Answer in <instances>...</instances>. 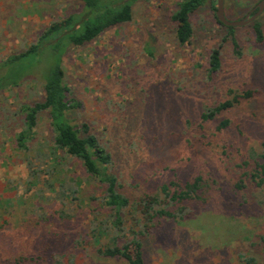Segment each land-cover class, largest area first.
Listing matches in <instances>:
<instances>
[{
	"label": "rangeland",
	"instance_id": "rangeland-1",
	"mask_svg": "<svg viewBox=\"0 0 264 264\" xmlns=\"http://www.w3.org/2000/svg\"><path fill=\"white\" fill-rule=\"evenodd\" d=\"M122 1L132 3L131 22L107 30L90 44L71 46L63 56L66 82L83 105L71 116L88 121L105 147L127 160L113 173L133 199L156 193L173 179L198 175L209 184L210 199L183 224L164 222L153 233L142 206L126 216L119 244L143 228L152 233L140 236L147 264H247L240 256L264 264V186L251 181L256 166L248 156L251 149L260 152L264 142V42L257 43L253 23L228 35L216 20L217 2L208 0L191 17L193 41L181 46L171 16L182 0ZM260 1L224 0L225 16L232 22L245 19ZM81 7L77 0H0V62ZM256 22L264 31V11ZM221 44L222 68L210 80L209 57ZM52 62L48 51L33 72L44 74ZM231 90L240 94L252 90L255 96L243 100L241 110L226 114L233 121L229 131L218 134L217 120L202 137L196 127L202 111L230 98ZM43 95L36 75L0 95V215L1 221L9 222L0 235L23 242V249L38 259L36 264H69L62 246L79 232L91 242L84 225L94 220L90 209L102 203L104 188L85 174L79 162L68 161L63 168L71 172L60 170L61 175H69L70 182L82 177L86 200L84 206L74 200L62 202L60 188L51 191L45 185L51 179L47 161H38L33 150L24 153L17 147L20 107L41 101ZM163 98L164 107L155 110L154 101ZM37 131L36 141L44 145L51 135L46 116ZM175 137L180 140L173 143ZM28 157L37 160L32 165L39 173L37 180ZM240 183L244 188H237ZM106 218L101 215L98 222ZM40 225L47 232L41 233L46 237L43 242L37 237ZM84 245L86 249L72 257L76 264H128L100 258L94 245Z\"/></svg>",
	"mask_w": 264,
	"mask_h": 264
},
{
	"label": "trees",
	"instance_id": "trees-1",
	"mask_svg": "<svg viewBox=\"0 0 264 264\" xmlns=\"http://www.w3.org/2000/svg\"><path fill=\"white\" fill-rule=\"evenodd\" d=\"M77 1L82 4L81 10L72 12L64 19L55 20L42 30L36 42L0 62V95L3 91H11L24 82L32 80V77L36 75L42 82L44 95L41 101L33 105L24 104L20 107L21 131L16 135L17 147L24 153L33 150L38 161H47L48 175L51 179L45 185L51 191H55L56 187H59L63 195L62 202L74 200L84 206L86 200L85 190L81 186L82 177L72 178L70 182L69 175H61L60 170H67V174L71 172V169L63 168V164H67L68 161L79 162L85 174L104 188L102 203L94 208L90 207V215L94 216V220H90L89 225H84V228L89 229L88 234L91 242H86L83 239L85 235L79 232L78 235H72L67 239L68 246H66L67 244L62 246L64 250L62 255L69 256L71 261L69 264H76L72 257L77 256L80 248H84V244L94 245L97 255L103 259L125 261L128 264H147L144 241L140 236L152 234L164 222L183 224L195 214L197 206L209 202V184L205 183L202 175H198L186 180L173 179L158 187L159 190L156 193H148L141 199H133L132 195L123 192V185L119 182L117 175L113 173V169L116 165L120 166L123 163L126 165L127 160H122L120 155H114L110 151L111 149L105 147L99 139L98 131L94 132L88 121L82 122L77 118H72L71 113L82 108L83 105L76 100L72 89L66 82L62 59L69 47H82L90 44L107 30L131 22L133 19L132 3L122 0ZM207 1L182 0L177 4L171 20L176 39L181 46H187L193 41L194 28L191 17L203 8ZM210 1V4L217 2V0ZM213 10L216 11L217 7ZM28 14H31V11H28ZM215 15L218 24L228 29V35H233L236 27L225 25L218 19L217 14ZM252 23L257 34V43H263L264 31L261 24L256 20ZM221 48L222 44L210 54L208 68L210 80L221 71ZM48 51L53 56L50 68L44 74L33 72L35 64L40 63L42 55ZM28 68L32 69L29 71ZM253 94L255 92L252 90L242 94L231 90L230 98L214 107L204 109L196 125L202 137H204L207 127L217 120L216 131L218 134L229 131L233 121L226 114L241 110L243 100L252 99L255 96ZM165 103L164 98L163 102L154 101V105H156L154 109L158 110L161 105L164 107ZM44 116L50 122L51 135L44 145H41L36 141V136L39 122ZM133 124L136 125V123ZM231 136L235 138L233 135ZM178 140L180 139L177 137L173 138V143ZM37 143L39 147L34 149L33 145ZM219 144L221 145V143ZM261 144V153L255 149H251L248 153L249 162L255 163L256 166L254 172L250 174V179L258 186H264V142ZM37 160L28 157L33 180H37V176H39L36 170H32V165ZM240 187L244 188L242 183L237 185L238 189ZM92 200L94 199H90V206ZM142 206L145 207L143 214L148 218L146 223L151 225L152 233H147L142 228L141 231L133 233L134 237L131 240L119 244L123 238L120 233L127 228L126 216L133 214V211L139 210ZM189 206L191 207L190 212L188 211ZM127 210L128 212H126ZM101 215L107 218L98 222ZM1 217L0 215V234L9 225V222L1 221ZM66 220L69 221V219ZM135 225L138 223L136 222ZM40 226L41 229L37 237L40 238V242H43L46 237L41 233L47 232L42 225ZM106 237L109 238L107 243L105 242ZM261 242L264 256V235L261 237ZM22 244L23 242H18L16 237L13 238V235H0V264H36L38 259L35 255L26 252ZM71 250L74 252L72 253ZM240 259L247 264L256 263L254 258L240 256Z\"/></svg>",
	"mask_w": 264,
	"mask_h": 264
},
{
	"label": "water",
	"instance_id": "water-1",
	"mask_svg": "<svg viewBox=\"0 0 264 264\" xmlns=\"http://www.w3.org/2000/svg\"><path fill=\"white\" fill-rule=\"evenodd\" d=\"M258 10L255 14L253 15H248L245 19H242L240 21H229L226 16H225V7H224V0H217V17L218 19L224 23L227 26H245L247 24H250L254 22L264 11V0H262L258 6Z\"/></svg>",
	"mask_w": 264,
	"mask_h": 264
},
{
	"label": "flooded vegetation",
	"instance_id": "flooded-vegetation-1",
	"mask_svg": "<svg viewBox=\"0 0 264 264\" xmlns=\"http://www.w3.org/2000/svg\"><path fill=\"white\" fill-rule=\"evenodd\" d=\"M261 2V1H260ZM259 2V3H260ZM258 3V4H259ZM258 4L250 11V13H249V15L251 14V15H253V14H255L256 12H257V10H258V8H257V6H258Z\"/></svg>",
	"mask_w": 264,
	"mask_h": 264
}]
</instances>
